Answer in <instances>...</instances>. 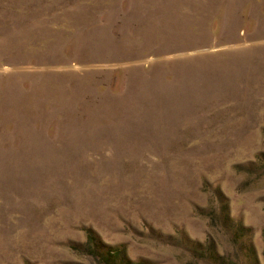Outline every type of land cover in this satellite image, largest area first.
Here are the masks:
<instances>
[{
    "label": "rangeland",
    "instance_id": "rangeland-1",
    "mask_svg": "<svg viewBox=\"0 0 264 264\" xmlns=\"http://www.w3.org/2000/svg\"><path fill=\"white\" fill-rule=\"evenodd\" d=\"M264 264V0H0V264Z\"/></svg>",
    "mask_w": 264,
    "mask_h": 264
},
{
    "label": "trees",
    "instance_id": "trees-1",
    "mask_svg": "<svg viewBox=\"0 0 264 264\" xmlns=\"http://www.w3.org/2000/svg\"><path fill=\"white\" fill-rule=\"evenodd\" d=\"M104 257H105V261L103 264H111V261L113 262L114 258H116L114 254H108V255H105Z\"/></svg>",
    "mask_w": 264,
    "mask_h": 264
}]
</instances>
